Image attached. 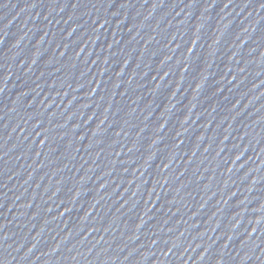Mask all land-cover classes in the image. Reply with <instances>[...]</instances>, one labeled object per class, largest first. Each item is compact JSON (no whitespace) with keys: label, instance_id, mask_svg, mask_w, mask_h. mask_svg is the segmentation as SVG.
Instances as JSON below:
<instances>
[{"label":"water","instance_id":"water-1","mask_svg":"<svg viewBox=\"0 0 264 264\" xmlns=\"http://www.w3.org/2000/svg\"><path fill=\"white\" fill-rule=\"evenodd\" d=\"M0 264H264V0H0Z\"/></svg>","mask_w":264,"mask_h":264}]
</instances>
